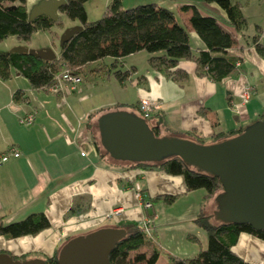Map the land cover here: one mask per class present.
<instances>
[{
    "label": "crops",
    "instance_id": "0c3cea01",
    "mask_svg": "<svg viewBox=\"0 0 264 264\" xmlns=\"http://www.w3.org/2000/svg\"><path fill=\"white\" fill-rule=\"evenodd\" d=\"M132 1L126 7L124 0L121 3L124 8L137 5ZM237 1L246 22L241 32L227 24L216 4L203 7L191 4L192 0H173L194 54L205 46L190 27L191 11H184V5H194L201 14L215 17L235 37L236 44L226 51L235 59V67L220 82L199 76L190 60L178 62L186 78L175 81L151 67L144 52L87 63L72 90L34 89L14 70L8 79L0 80V155L10 148L20 154L0 164V223L36 213H43L49 223L34 236L10 240L0 236V252L17 259L44 260L70 238L123 223L141 227L146 217L148 244L143 250L156 249L157 264H165L169 256L191 258L205 248L207 235L196 220L202 216L215 223L214 198L205 199L201 189L186 191L181 176L167 175L150 163L109 157L101 145L98 120L115 112L142 118L139 105L147 101L157 109L146 124L158 136L190 135L211 143L215 136L244 129L260 119L264 115V56L256 51L254 36L258 35L264 51V0ZM109 2L101 0L105 7ZM13 38L6 52L19 46L50 48L44 40L33 44L31 37L26 42ZM54 53L58 59L60 46ZM246 88L251 89L250 95L242 103L240 95ZM17 91L22 96L15 101ZM29 114L34 116L32 124H21L19 120ZM161 196L175 198L167 205ZM144 203L151 206L145 208ZM232 252L248 264H264V242L252 235L240 233Z\"/></svg>",
    "mask_w": 264,
    "mask_h": 264
},
{
    "label": "trees",
    "instance_id": "16d2710c",
    "mask_svg": "<svg viewBox=\"0 0 264 264\" xmlns=\"http://www.w3.org/2000/svg\"><path fill=\"white\" fill-rule=\"evenodd\" d=\"M86 1L88 0H65L58 10L82 27L69 41L60 46L58 59L45 61L15 52H0V80L8 79L14 70L26 78L32 88L47 89L53 87L55 76L63 71L80 74L81 68L87 63L105 58H124L139 52L149 55L148 63L151 67L165 71L175 81L186 78V74L177 67L181 60L195 62L197 74L215 82L222 81L235 67V59L226 54V51L236 44L235 37L222 27L215 17L201 14L194 5H184L182 9L191 11L188 19L190 27L205 46V50H200L198 54L191 52L188 32L178 23L171 9L154 2L124 8L121 0H110L100 18L88 21L84 8ZM201 1L204 4H216L225 13L227 24L236 32H241L244 28L246 22L241 13V3L237 0ZM3 2L16 5L6 6ZM3 2L0 3V41L15 37L26 42L35 32H50L54 25L59 24V20L52 21L46 16L28 20L25 0ZM257 36H254L256 51L264 56ZM21 96L17 91L13 98L17 101ZM155 130L152 129L158 136ZM241 131L242 129H239L215 136L211 143ZM185 136L192 141L206 144L201 138ZM150 164L167 175L181 176L188 192L204 190L205 199L211 198L218 188H222L217 178L190 170L178 157ZM161 198L165 204L170 205L175 197ZM196 222L206 232L205 248H201L191 258L169 256L165 264H248L232 252L238 235L246 233L264 242V230L256 231L247 224H212L202 216ZM48 226V220L43 213L30 214L22 220L4 224L1 222L0 236L8 240L34 236ZM117 227L123 229L126 235L109 254L110 264H157L158 251L153 248L146 253L143 250L148 244V238L138 224L123 223ZM190 239L196 241L194 238ZM18 259L24 260L23 257ZM44 262L57 264V251L50 258L44 259Z\"/></svg>",
    "mask_w": 264,
    "mask_h": 264
},
{
    "label": "water",
    "instance_id": "95a60500",
    "mask_svg": "<svg viewBox=\"0 0 264 264\" xmlns=\"http://www.w3.org/2000/svg\"><path fill=\"white\" fill-rule=\"evenodd\" d=\"M64 3L65 0H43L28 14V20L46 16L56 21ZM81 28L77 25L64 30L60 46ZM11 52L45 61L56 59L50 48L19 46ZM98 124L102 148L112 159L149 164L178 157L190 170L219 180L222 191L214 197L215 223L247 224L256 231L264 230V115L240 133L206 144L185 137L156 136L144 119L124 112L103 115ZM125 235L123 229L107 227L70 238L57 251V264H110L109 254ZM0 264L45 262L20 260L0 252Z\"/></svg>",
    "mask_w": 264,
    "mask_h": 264
},
{
    "label": "rangeland",
    "instance_id": "374dc122",
    "mask_svg": "<svg viewBox=\"0 0 264 264\" xmlns=\"http://www.w3.org/2000/svg\"><path fill=\"white\" fill-rule=\"evenodd\" d=\"M42 1L43 0H25V6L27 7L28 14H30L33 11V9L36 7V5H38ZM129 1L130 0H124L125 7L128 6L127 3ZM133 2H137L136 4H144V3L154 2L160 6L168 7L170 9H172V11H174V14L176 16L177 21L180 24H182V22H183V20H182L183 18L181 17V15L179 13L175 12V7L173 6V0H133L131 2V4H133ZM199 2L201 4H199ZM3 3L6 6H11V7L13 5H16V3H14L13 5L8 3V2H3ZM191 4H194L196 6L202 5L203 7L205 5L201 0H192ZM84 6H85L88 21H94V20L100 18L101 14L103 13V9L105 7V5L104 6L102 5L101 0H89V1L85 2ZM133 6H135V5H133ZM204 11L211 13L210 10H208V9H204ZM57 16H59V18H58L59 24L54 25L51 28L50 32L49 31H45V32L39 31V32H35L31 36V41L33 44H39V42L42 40L47 41L50 44V48H52V50L56 53H58L59 46H60L59 45L60 44L59 43V39H60L59 35L62 34L64 32V30L71 28L75 24H77V21L70 20L64 14H61L58 12ZM249 22H250L249 24L252 25L253 19H250ZM248 29L250 30L252 28L248 27ZM263 29H264V25H263ZM6 39H8V40H6ZM6 39H4L0 42V51H2V52L10 51L11 50L10 44L12 43V41H15V39L13 37H8ZM261 39L264 43V31H263V34L261 35ZM24 44H29V43H24ZM29 49H31V48H29ZM75 76L79 77L78 74H75ZM163 136H168V135H163ZM161 137H162V135H161ZM221 191H222V188H218L215 191L214 196ZM214 196H212L209 199H213ZM205 215H206V213H205ZM208 220H211V219H208ZM146 253H149V250L146 251ZM164 257H165V254H161V258H164Z\"/></svg>",
    "mask_w": 264,
    "mask_h": 264
},
{
    "label": "built area",
    "instance_id": "2783aa9c",
    "mask_svg": "<svg viewBox=\"0 0 264 264\" xmlns=\"http://www.w3.org/2000/svg\"><path fill=\"white\" fill-rule=\"evenodd\" d=\"M54 81L55 82L52 87L53 89L63 90L67 88L69 90H72L74 89V85L78 83L79 78L69 71H63L55 76ZM250 91H251L250 88H246L243 91V93L240 95V99L242 103H245L248 100ZM156 109H157L156 105H153L151 102H147V101H142L139 105V112L142 118L145 120L150 119L151 113ZM33 119H34V116L29 114V115L22 117L19 121L21 124L30 125L32 124ZM19 156L20 154L16 149L10 148L6 152L0 155V164L7 162L10 158H18ZM138 198L140 197L138 196ZM143 206L145 208H149L151 205L149 203H144ZM115 212H118V211H115ZM147 225H149V220L146 217L145 219L142 220L141 229L143 230V232H145L148 235Z\"/></svg>",
    "mask_w": 264,
    "mask_h": 264
}]
</instances>
